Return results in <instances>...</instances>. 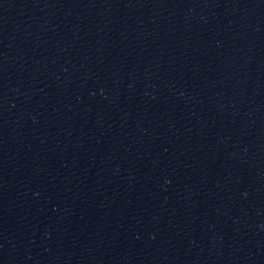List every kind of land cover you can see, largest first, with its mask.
Instances as JSON below:
<instances>
[{
	"label": "water",
	"instance_id": "obj_1",
	"mask_svg": "<svg viewBox=\"0 0 264 264\" xmlns=\"http://www.w3.org/2000/svg\"><path fill=\"white\" fill-rule=\"evenodd\" d=\"M0 264H264V0H0Z\"/></svg>",
	"mask_w": 264,
	"mask_h": 264
}]
</instances>
